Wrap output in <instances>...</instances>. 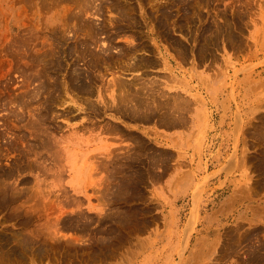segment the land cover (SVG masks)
<instances>
[{"label":"rangeland","instance_id":"1","mask_svg":"<svg viewBox=\"0 0 264 264\" xmlns=\"http://www.w3.org/2000/svg\"><path fill=\"white\" fill-rule=\"evenodd\" d=\"M99 1L0 0V264H264V0ZM101 24L92 69L63 53L62 32L78 45ZM70 64L91 96L69 89ZM130 88L187 101L184 126L120 118L110 95Z\"/></svg>","mask_w":264,"mask_h":264},{"label":"bare ground","instance_id":"2","mask_svg":"<svg viewBox=\"0 0 264 264\" xmlns=\"http://www.w3.org/2000/svg\"><path fill=\"white\" fill-rule=\"evenodd\" d=\"M67 1V0H66ZM97 0H95V2H96ZM99 1V0H98ZM103 1V0H102ZM178 1V0H177ZM61 2H62V0H61ZM78 2V1H77ZM82 2V3H81ZM81 2H80V4L79 5H81L82 4V7H83V9L81 10V11H87L88 9L87 8H91V7H94V5H92L93 4V2H94V0H81ZM100 2V1H99ZM146 2V1H145ZM95 4V3H94ZM172 4V3H171ZM80 8H82L81 6H79ZM112 7H114V6H110V9H112V11H115L116 12V14H118L119 15V17L118 18H120L121 17V13H123V11L121 12V10H120V12H119V10L117 9L118 7H114V8H112ZM96 8L97 7H95V10H96ZM129 8V7H128ZM75 9V8H74ZM76 9H78L77 7H76ZM75 9V10H76ZM107 9V8H106ZM109 9V10H110ZM133 10H134V8H132ZM131 9V10H132ZM158 9V8H157ZM92 10V9H91ZM125 10V9H124ZM77 11V10H76ZM85 11V12H86ZM111 11V10H110ZM126 11V10H125ZM155 11H157V10H155ZM159 11V10H158ZM161 11V10H160ZM164 11V10H163ZM166 11V10H165ZM82 12V13H83ZM84 12V13H85ZM88 12V11H87ZM86 12V13H87ZM96 13L98 12V13H100L99 11H95ZM114 12V13H115ZM120 14H119V13ZM132 12V11H131ZM171 12V11H170ZM75 13V12H74ZM93 13H94V11H93ZM125 13H127V12H125ZM124 13V14H125ZM133 13V12H132ZM79 14V13H78ZM80 14H81V12H80ZM89 15L91 14V12L90 13H88ZM128 14V13H127ZM170 14V13H169ZM74 15V14H73ZM91 15H93V14H91ZM97 15V14H96ZM168 15V14H167ZM166 15V13H164L163 14V12L161 13V19L158 21V24H159V26H162L161 24H162V20H169L170 18H168V16ZM75 16L76 17H78L77 16V13H75ZM184 16V15H183ZM71 17L72 18H74V16H70V19H71ZM79 17H81V16H79ZM117 17V16H116ZM122 17H123V15H122ZM121 17V18H122ZM69 17L67 16V19H68ZM124 18H127V15L125 14V17H123V20H124ZM185 18V17H184ZM158 19V18H157ZM180 19V18H179ZM78 21H79V19H77ZM171 20H173V19H171ZM68 21V20H67ZM76 22V21H75ZM90 22V21H89ZM80 23V22H79ZM82 24V23H81ZM171 24V23H170ZM185 24V23H184ZM82 25H84V24H82ZM81 25V26H82ZM64 26V25H63ZM70 26V25H69ZM75 26V25H74ZM80 26V27H81ZM89 26H91L90 28L87 26V28H88V40H89V42L87 43L86 42V40H84V42L82 41L81 43H79L78 45L77 44H71V45H69L67 42L69 41V39H68V37L64 34V32H62L63 33V35H62V33H61V35L59 36V39H61V41L63 42V45L65 46V49H64V51H63V53L64 54H66V56L67 57H69L70 55H74V57H73V60H75V57H77V56H81V58L80 59H85L86 60V62H87V64H88V66L92 69V67H94V59H95V57H93V55H94V53L96 54V52L95 51H93V50H95V49H97V47H94L96 44L95 43H97L98 41V38H97V36H100V34H105V33H107L106 31V29H105V26L104 25H98V27H95V26H93V25H89ZM93 26V27H92ZM164 27V26H163ZM166 27V26H165ZM79 28V27H78ZM81 28H83V27H81ZM116 28V27H115ZM219 28H220V26H219ZM109 29V28H108ZM160 29V28H159ZM164 29H168V28H164ZM81 30V29H80ZM121 30V29H120ZM67 31V30H66ZM70 31V30H69ZM73 31V35H75L76 34V32L78 31H76V27H75V29L74 30H72ZM83 31V30H82ZM85 31V30H84ZM156 31V30H155ZM160 31V30H159ZM164 31V30H163ZM171 31V30H170ZM81 32V31H80ZM160 32H162V31H160ZM82 33V32H81ZM80 33V34H81ZM166 33H167V31H166ZM223 33V32H222ZM79 34V35H80ZM221 34V33H220ZM57 35V34H56ZM216 35V34H215ZM218 35V34H217ZM82 36H84V35H82ZM87 36V35H86ZM86 36H84L85 38L84 39H87L86 38ZM206 36V35H205ZM212 36V35H211ZM78 37V36H77ZM111 37V36H110ZM207 37V36H206ZM206 37H204V38H206ZM82 38V37H81ZM100 38V37H99ZM213 38V37H212ZM52 39V38H51ZM79 39V38H78ZM77 39V40H78ZM207 39L208 38H206L205 40L207 41ZM27 40V39H26ZM53 40V39H52ZM76 40V41H77ZM82 40V39H81ZM80 40V41H81ZM109 40V39H108ZM97 41V42H96ZM60 42V41H59ZM79 42V41H78ZM78 42H76V43H78ZM209 42V41H208ZM204 43V42H203ZM206 43V42H205ZM204 43V44H205ZM57 45V44H56ZM62 45V46H63ZM97 45H98V43H97ZM96 45V46H97ZM100 46V45H99ZM108 46V45H107ZM28 47V46H27ZM60 47V46H59ZM92 47H94L95 49H93ZM111 47V46H110ZM107 49L109 48V46L108 47H106ZM106 48H102V52L104 53L107 49ZM56 49V48H55ZM101 49V48H100ZM99 49V50H100ZM185 49V48H184ZM201 49V48H200ZM53 50V49H52ZM50 50L51 51V53H52V55H54V54H56V52L53 50ZM99 50H97V51H99ZM47 51V50H46ZM45 51V52H46ZM109 50H107V52H108ZM128 51V50H127ZM130 51V50H129ZM133 51H135V50H133ZM181 51V50H180ZM110 52V51H109ZM185 52V51H184ZM47 54H48V56L50 55V52L48 51V52H46ZM101 53V52H100ZM106 53V52H105ZM114 53V52H113ZM117 53H119V52H117ZM117 53H115L116 54V58H118V56H117ZM130 53H131V51H130ZM45 53H43V55H44ZM61 54V53H60ZM59 54V55H60ZM120 54V53H119ZM121 54H122V51H121ZM132 54V53H131ZM75 55H77V56H75ZM103 55V54H102ZM105 55V54H104ZM108 55H110V53H108ZM123 55V54H122ZM128 55H130V54H127V56ZM134 55V54H133ZM42 55H39V57H41ZM46 55H44V57H45ZM48 56H46L47 57V59H48ZM51 56V55H50ZM62 56V55H61ZM95 56H97V55H95ZM131 57H132V55H130ZM129 56V57H130ZM135 56V55H134ZM204 56V55H203ZM43 57V58H44ZM109 57H111V56H109ZM113 58V59H115L116 60V58ZM123 57V56H122ZM129 57H128V59H129ZM205 57V56H204ZM37 58H38V56H37ZM51 58V57H50ZM49 58V59H50ZM72 58V57H71ZM97 58H99V57H97ZM103 57H101V59H102ZM119 58H121L120 56H119ZM125 58V57H124ZM88 59V60H87ZM111 59H112V57H111ZM123 59V58H122ZM132 59L134 60V64L132 65H127L126 67H130L129 69L130 70H132V71H136V70H138V69H141L142 67H144L145 66V61L146 60H143V59H137V56H136V58H133L132 57ZM31 60V59H30ZM38 60H40V58L38 59ZM41 60H44L45 61V58L44 59H42L41 58ZM57 60V59H56ZM78 59H76L75 61H77ZM110 60V59H109ZM108 60V61H109ZM124 60V59H123ZM126 60V59H125ZM49 61V60H48ZM75 61H72V63L73 62H75ZM80 61V60H79ZM97 61V60H96ZM99 61H100V59H99ZM107 61V60H106ZM136 61V62H135ZM31 62V61H30ZM40 62H42V61H40ZM110 62V61H109ZM111 62H112V60H111ZM125 62H127V61H125ZM36 63V62H35ZM38 63V62H37ZM43 63V62H42ZM71 63V62H70ZM153 63V62H152ZM40 64V63H39ZM44 64H45V66H46V63L44 62ZM52 64V62L49 64V65H51ZM82 64H83V62H82ZM85 64V63H84ZM95 64H97V63H95ZM122 64V63H121ZM54 65L55 66H58L57 68L58 69H62V68H60V66L62 65H60L59 64V62L58 61H56L55 63H54ZM54 65H53V67H54ZM126 65V64H125ZM32 66V65H31ZM63 66V65H62ZM79 66V65H78ZM77 66V67H78ZM122 66V65H121ZM121 66H119V67H121ZM47 67V66H46ZM48 67H50V66H48ZM47 67V68H48ZM65 67V66H64ZM88 67V68H89ZM98 67H99V65H98ZM118 67V68H119ZM35 68H36V66H35ZM42 68V67H41ZM49 69V68H48ZM52 69V68H51ZM54 69V68H53ZM55 69H56V67H55ZM64 69V68H63ZM90 69V70H91ZM123 69H124V67H123ZM126 69V68H125ZM128 69V68H127ZM143 69V68H142ZM30 70V69H29ZM78 69L76 68V67H74V65H72V64H70L69 65V67H68V69L66 70V80H67V82H68V86H70L71 88H69V89H72V92H77V93H80V94H85V95H88V96H91L92 94H91V87H90V89L88 88L89 87V84H90V81H91V77H89V75L88 74H83L82 75V73L79 71H77ZM89 70V71H90ZM41 71V70H40ZM93 71V70H92ZM124 71V70H123ZM139 71V70H138ZM141 71V70H140ZM91 72V71H90ZM130 72V71H129ZM171 72V71H170ZM85 73H86V71H85ZM145 73V72H144ZM165 74V73H164ZM40 76H41V73H40ZM39 76V77H40ZM43 76V75H42ZM47 76V75H46ZM114 76V75H113ZM56 77V76H55ZM118 78V77H117ZM40 79V78H39ZM51 79V78H50ZM119 79V78H118ZM24 80V79H23ZM33 80V79H32ZM53 80H54V78H53ZM57 80V79H56ZM120 80V79H119ZM43 81V80H42ZM48 81V80H47ZM116 82H117V80H115ZM33 82V81H32ZM41 82V81H40ZM114 82V81H113ZM206 82V81H205ZM53 83H54V81H53ZM53 83H51V84H49V82H48V84L45 82L44 83V86H40V88H42L43 87V90H45L46 91V89H47V91H50V90H48V89H54V87H53ZM59 83V82H58ZM62 83V82H61ZM66 83V82H65ZM86 83L88 84L87 86H86ZM124 83V82H123ZM129 83V82H128ZM128 83H126L127 85H128ZM29 84H31V83H29ZM63 84V83H62ZM125 84V83H124ZM124 84H122L121 82H119V86H120V88H121V86L122 85H124ZM126 84H125V86H126ZM47 85V86H46ZM55 85V84H54ZM111 86V85H110ZM113 86L116 88V87H118L117 86V83H115L114 82V84H113ZM140 86V85H139ZM29 87V86H28ZM59 88V87H58ZM66 88V87H65ZM111 88V87H110ZM37 89V91H36V93H38V94H36V93H33V94H35V95H39V93H41V92H38V87L36 88ZM122 89V88H121ZM140 89V88H139ZM34 90V89H33ZM32 90V91H33ZM40 91H41V89H39ZM56 90V89H55ZM130 91V90H132L131 88L130 89H127V91ZM141 90V89H140ZM27 91V90H26ZM29 91V90H28ZM27 91V92H28ZM54 91V90H53ZM58 91H60V90H58ZM61 91H63V90H61ZM67 91H68V89H67ZM71 91V90H70ZM120 91V90H119ZM126 91V92H127ZM133 91V90H132ZM132 91H130L129 93H131L130 95L128 94V93H124V94H122L121 93V95H119L118 93L116 94V95H114V94H112V95H110L111 96V109L114 111V113L115 114H117L120 118H124V119H126V120H128V121H131V122H137V123H155V125L156 124H158L159 126H161V127H165V128H167V129H169V128H173V127H176L177 125L179 126H184V124H185V119H184V117L182 116L185 112H186V109H185V107H187L188 106V102L187 101H185V100H182V101H176V100H173V102L172 103H170V99H169V95L167 96V97H165V95H164V93H162V94H160L159 95V97H157V98H163V101L162 100H160L159 101V99H157L156 98V96H154L159 102H155V103H157V104H155L154 102H152V104H151V101H150V104L148 103V99H150V98H152L153 97V95H152V93L150 92V94L148 93V92H146L147 94H144V91L142 92V91H136V92H142L143 94H141V93H136L135 91L132 93ZM148 91V90H147ZM31 92V91H30ZM29 92V93H30ZM44 92V91H43ZM123 92V91H122ZM47 93V92H46ZM68 93V92H67ZM70 93V92H69ZM68 93V94H69ZM74 93V95L76 96L77 94H75ZM42 94V93H41ZM53 94V93H52ZM29 95V94H28ZM56 95V94H55ZM58 95V94H57ZM60 95V94H59ZM79 95V94H78ZM76 96V98L77 97H79V96ZM118 95V96H117ZM152 95V97H150ZM158 95V94H157ZM33 96V95H32ZM32 96H30V97H32ZM74 96V97H75ZM30 97H26V98H29L30 99ZM34 97V96H33ZM32 97V98H33ZM37 96H35V98H36ZM73 97V98H74ZM81 98H82V96H80ZM80 97H79V99H80ZM153 97V98H154ZM34 98V99H35ZM90 98V97H89ZM152 98V100H154ZM13 99V98H12ZM21 99H22V97H21ZM24 99V98H23ZM47 99V98H46ZM54 99V98H53ZM83 99V98H82ZM82 99H80V101L82 100ZM17 100H20V99H17ZM16 100V101H17ZM32 100V99H31ZM37 100V99H36ZM52 100V99H51ZM85 100V101H84ZM84 100H82V101H84V102H86V101H88L87 103H86V110H89V112L92 114V115H94L93 113H97L98 111H97V108H95V106H93L94 104L92 103V102H90V99L88 100L87 98H85ZM22 103H23V100H20ZM77 101H79V100H77ZM155 101V100H154ZM25 102V101H24ZM45 102V101H44ZM15 104H17V103H20V102H14ZM46 103V102H45ZM93 105H92V104ZM14 104V105H15ZM24 104V103H23ZM49 104V103H48ZM83 104V103H82ZM19 105H21V104H19ZM56 105V104H55ZM47 106H49V105H47ZM52 106V105H51ZM89 107V108H88ZM53 108V107H52ZM110 108V107H109ZM184 108V109H183ZM70 109V108H69ZM36 110V109H35ZM39 110V109H38ZM42 111V110H41ZM50 111H49V109L48 108H44L43 109V111L40 113V115H38V113H39V111H38V113L36 114V115H38L39 117H36L37 118V121H38V123L41 125V124H44V123H46V122H48V119L50 118H48V114H50L49 113ZM68 113H69V111H68ZM35 115V114H34ZM52 115V114H51ZM54 115V114H53ZM57 117V116H56ZM53 120V119H52ZM37 123V124H38ZM45 125V124H44ZM32 126V125H31ZM46 127V126H45ZM257 127V126H256ZM48 128V127H47ZM109 129H111V130H119V128L117 127V126H113V127H111V128H109ZM257 129H258V127H257ZM42 130V129H41ZM48 130V129H47ZM46 130V131H47ZM260 130V129H259ZM258 130V131H259ZM43 131H44V129H43ZM258 131L256 130V133H258ZM39 132V131H38ZM49 132V131H48ZM261 133V132H260ZM260 133H258V134H260ZM40 134V133H39ZM255 134V133H254ZM257 134V135H258ZM33 135H34V133H33ZM257 135H256V137H257ZM43 136V135H42ZM49 137V136H48ZM47 136H46V138H48ZM259 137V136H258ZM260 137H261V135H260ZM42 138V137H41ZM128 138L129 139H132L134 142L135 141H138L137 140V138L135 137V136H131V135H129L128 136ZM139 138V137H138ZM262 138V137H261ZM44 139V138H43ZM50 139V138H49ZM262 139H264V138H262ZM41 140V139H40ZM45 140V139H44ZM47 140V139H46ZM35 141V140H34ZM48 141H46V143H47ZM37 143V142H36ZM50 143H51V141H50ZM138 143H140V142H138ZM32 144V143H31ZM42 144V143H41ZM40 144V145H41ZM35 145V144H34ZM34 145H32L33 147H34ZM38 145V144H37ZM135 146H134V148L130 151V152H128V156L125 158L126 160H124L125 162V164H123L122 165V167L120 166V169L121 168H127V169H130L132 166H137V165H135L136 164V161L140 158V157H142V154H140L141 152L139 151V149H137L136 147L139 145H136V143L134 144ZM51 146H52V144H51ZM40 147V146H39ZM29 148V147H28ZM27 148V149H28ZM31 148V147H30ZM51 148V147H50ZM147 148V147H146ZM37 149V148H36ZM47 149V148H46ZM130 150V149H129ZM38 151V150H37ZM111 153H112V151H110ZM127 152V151H126ZM36 154H37V152H36ZM116 155V154H115ZM118 158H120V157H118ZM133 160H135V162H132ZM153 160V159H152ZM155 160V159H154ZM154 160H153V162H154ZM139 161V160H138ZM137 161V162H138ZM153 162H151V163H153ZM119 163H121V161L119 162ZM106 164V163H105ZM108 164V163H107ZM154 164V163H153ZM152 165V164H151ZM155 166V165H154ZM156 167V166H155ZM107 168V167H106ZM135 168V167H134ZM153 168V167H152ZM117 169V168H116ZM118 170V169H117ZM132 170V169H131ZM133 170H136V169H133ZM7 177V176H6ZM117 199V198H116ZM101 200V199H100ZM105 200V199H104ZM118 200V199H117ZM110 201V200H109ZM114 217H117V216H114ZM118 217H120V216H118ZM117 217V218H118ZM122 218V217H121ZM123 221H125V220H123ZM74 225V224H73ZM72 226V225H71ZM256 232V231H255ZM17 235V234H16ZM7 237V236H6ZM8 238V237H7ZM11 238V237H10ZM24 238H27V236L25 237L24 236ZM1 239V238H0ZM15 239V238H14ZM2 240V239H1ZM29 240V239H28ZM27 239L26 240H24V242H22L23 243V245L22 246H24L26 249H27V247L30 245V242L29 241H31V240H29L28 241ZM15 241H16V239H15ZM17 241H18V239H17ZM1 242V241H0ZM13 243V242H12ZM19 243V242H18ZM15 244H16V242H15ZM21 243H19L18 245H20ZM32 244V243H31ZM17 245V244H16ZM0 246H1V244H0ZM8 247V246H7ZM18 248L20 247V246H17ZM30 247V246H29ZM264 247V246H263ZM15 248V247H14ZM39 248V247H38ZM262 248V247H261ZM3 249V248H2ZM21 249H23L22 247H21ZM42 249V248H41ZM4 250V249H3ZM12 250V249H11ZM11 250H9V255H10V251ZM17 250H19V249H17ZM17 250H15V251H17ZM43 250V249H42ZM0 251H2V250H0ZM25 251V250H24ZM34 251V250H33ZM36 251H38L37 252V254L39 253L40 254V252H41V250H39V249H37ZM27 252V251H26ZM26 252H24V253H26ZM43 252V251H42ZM1 253V252H0ZM4 253V252H3ZM22 254L23 252H22V250H21V252H19L18 253V251H17V253H15V254ZM8 254H6L7 256H8ZM14 254V253H13ZM20 254V256L21 257H23L22 255ZM37 254H36V256H37ZM12 255V254H11ZM35 255V254H34ZM257 255V254H256ZM1 259H2V257H4L5 256V253H4V256L2 255V253H1ZM259 256H260V254H259ZM258 256V257H259ZM12 257H13V255H12ZM261 257H262V255H261ZM260 257V258H261ZM5 258V257H4ZM4 258H3V260H4ZM8 258V257H7ZM6 258V259H7ZM9 260H11L10 258H8ZM13 259V258H12ZM254 259H255V257H254ZM259 259V258H258ZM257 263V262H256Z\"/></svg>","mask_w":264,"mask_h":264}]
</instances>
